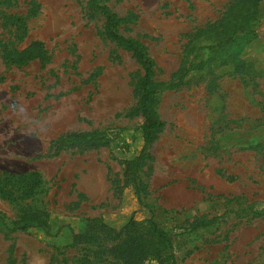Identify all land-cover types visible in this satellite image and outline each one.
<instances>
[{
	"label": "rangeland",
	"instance_id": "1",
	"mask_svg": "<svg viewBox=\"0 0 264 264\" xmlns=\"http://www.w3.org/2000/svg\"><path fill=\"white\" fill-rule=\"evenodd\" d=\"M95 2L0 0V264H80L99 245L73 233L95 217L116 229L153 217L173 234L177 264H264V0L256 37L212 51L197 45L215 43L233 0H102L147 48L155 82L190 69L157 97L164 126L140 194L129 166L145 147L135 110L144 69L106 35ZM31 46L41 58L4 60L6 47ZM75 131L110 141L58 146ZM35 211L48 213L49 231L9 230Z\"/></svg>",
	"mask_w": 264,
	"mask_h": 264
},
{
	"label": "trees",
	"instance_id": "2",
	"mask_svg": "<svg viewBox=\"0 0 264 264\" xmlns=\"http://www.w3.org/2000/svg\"><path fill=\"white\" fill-rule=\"evenodd\" d=\"M261 1L233 0L221 19L220 28L217 30L218 36L214 40L215 43L207 46L197 45L198 50L202 48H207L210 51L217 50L226 45L236 43L241 36L245 38L249 36L256 37L260 32ZM95 5L105 16L106 35L119 45L132 51L144 69V73L137 83L139 99L135 110L144 118L142 131L145 147L140 155L130 162L129 166L131 179L136 186L138 194H140L138 174L146 149L164 126L154 107L155 102L161 92L175 89L182 85L190 69L182 70L180 74L169 81L155 82L153 80L154 61L149 55L147 48L136 40L120 33L118 29L120 19L109 5L102 3V0H96ZM18 22L21 23V27L16 31L19 33L22 30L24 33L25 29H21L24 28L22 17L18 18ZM5 53L4 60L8 64L27 63L36 58H41L42 54L40 49L35 46L21 51L6 47ZM0 80H3V77H0ZM109 141L110 137L102 132L75 131L67 133L59 141L60 144L58 146H83L88 148L101 146ZM200 225L204 226L207 224L201 223ZM31 227H42L49 231L48 213L35 211L21 220L15 221L12 226H8L11 231L27 230ZM73 240H85L99 245L94 257H84L80 264H122V259L125 264H138L148 255H153L159 261V264H177L173 234L162 228L153 217L144 221H138L132 217L120 229L111 227L102 218H89L81 231L73 233Z\"/></svg>",
	"mask_w": 264,
	"mask_h": 264
}]
</instances>
